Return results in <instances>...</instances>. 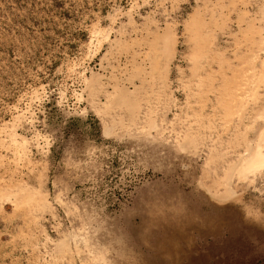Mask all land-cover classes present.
Here are the masks:
<instances>
[{
    "label": "rangeland",
    "instance_id": "obj_1",
    "mask_svg": "<svg viewBox=\"0 0 264 264\" xmlns=\"http://www.w3.org/2000/svg\"><path fill=\"white\" fill-rule=\"evenodd\" d=\"M0 264H264V0H0Z\"/></svg>",
    "mask_w": 264,
    "mask_h": 264
}]
</instances>
